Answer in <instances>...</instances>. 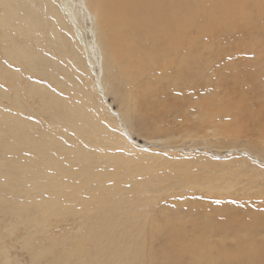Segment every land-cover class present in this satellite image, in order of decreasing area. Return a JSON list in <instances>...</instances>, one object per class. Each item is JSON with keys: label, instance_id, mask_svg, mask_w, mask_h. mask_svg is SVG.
<instances>
[{"label": "rangeland", "instance_id": "1", "mask_svg": "<svg viewBox=\"0 0 264 264\" xmlns=\"http://www.w3.org/2000/svg\"><path fill=\"white\" fill-rule=\"evenodd\" d=\"M72 1L75 4L74 26L61 27L62 31L53 42H49L52 38L46 31L53 28L51 19L40 23L38 30L35 28L34 35L42 33L38 39L35 37L42 47L13 35L12 42L17 48L31 43L25 48H29L26 55L31 60L23 67V58L13 57L12 61L17 64L11 61L6 65L7 69H15L8 71L9 77L3 69L6 68L5 47L11 43L0 40V72L2 70L7 78L0 79V264H112L95 255L97 249L105 246L108 250L115 249L110 250L111 253L117 249V257H125L116 262L118 264H172L169 259L161 262L158 249L164 238L153 236V224H167L171 234H179L185 241H191L196 222H205L212 215L221 213L220 216L226 217L230 214L236 220L264 218V88L250 94L237 108L220 106L227 103L226 90H214L204 83L173 88L161 85L158 95L137 101L126 99V94L140 89L145 83L144 78L124 81L120 72V76L115 75V80L104 68L103 77H100L103 100L98 89H94L93 74L84 52V46L94 39L92 33L96 32V26L85 21L78 2ZM56 2L60 6V0ZM42 7L46 8L44 4ZM262 21L260 24L258 21L257 24L248 23L245 29L236 33L226 32V35L221 33L211 38V63L205 69L209 70L206 76L209 80L216 82L217 78L219 84L220 78L221 86L231 89V66L239 59L237 64L242 73L237 79L246 87L251 86L246 84L244 76L264 67ZM190 34L195 37L194 31ZM96 42L103 52L105 44L99 43L97 37ZM61 43L63 46H58ZM238 46L244 50L226 52V49ZM45 49L47 52L42 54ZM70 58H76L72 64L66 62ZM47 66L52 67L51 71ZM31 85L42 89L31 88ZM34 92L40 97L45 94L56 98H66L74 93L70 98L72 104L85 102L109 117H102L104 131L108 130L113 138H120L123 143L112 144L98 136V142H104L100 145L106 154L104 160L92 167L99 185L86 177L68 176L62 166L33 163L44 153L39 142L47 136L56 138L60 133L69 148H64L56 157L69 159L70 169L75 172L82 166L70 153V148L81 147V138L78 135L70 141L71 137L63 127L51 125L50 114L44 112ZM121 95L126 99L127 109L120 104ZM125 111L133 112L130 115ZM21 124L31 131L34 147L25 149L21 146L23 142L16 133V126ZM121 124L129 131L132 142L120 131L118 125ZM35 173L39 175L38 186H34L31 179ZM48 175L57 183V188L52 191L45 185ZM101 194L115 196L112 204L115 213L108 219L110 223L117 220L107 227L109 233H105L106 230L105 237L98 238V248L88 240L77 244L90 226V216L100 218L98 212H102V206L94 198ZM261 222L259 229L262 232L258 229L254 237L256 243L264 241V221ZM208 243L211 254L220 250L228 252L234 246L231 236L226 239L216 235L209 238ZM80 246L85 253L80 252ZM153 251L156 255L151 257ZM218 263L224 264L221 260Z\"/></svg>", "mask_w": 264, "mask_h": 264}, {"label": "bare ground", "instance_id": "2", "mask_svg": "<svg viewBox=\"0 0 264 264\" xmlns=\"http://www.w3.org/2000/svg\"><path fill=\"white\" fill-rule=\"evenodd\" d=\"M76 1L78 2L77 6L83 14L85 21L90 25L95 24L96 26V32L92 33L94 39L84 46V52L93 74L92 83L94 84V89H98L102 99L104 98V88L101 84L100 77H103L104 68L110 72V75L113 76L114 79L115 75L120 76V72H122L121 74L122 77H124V81L133 82L140 77L144 78L145 83L142 84L140 89L133 90L134 92H128L126 94V99L130 100L138 99L142 101L143 99L144 101L147 96L155 97L154 95L159 94L157 90L161 85L167 84V87L173 88L182 86V84L187 87L188 85L194 86L204 83L214 90H226L224 91V95L227 103L225 101L224 103H226V105L220 104V106L224 108L234 106L237 108L239 105L244 104V101H246V98H248L250 94L256 93L255 91L264 88V80L260 79V77L264 78V67L259 71L256 70L253 71L252 74L244 76L246 84L251 86L246 87V85L241 84L237 79V75L242 73L239 68L240 65L237 64L239 59L233 62L231 66V89L228 86H221L220 78L219 84L217 78L216 82L215 80H209L206 77L209 70H205L211 63L210 54L212 47L211 44H209L211 38L222 35L221 33L225 34L227 32L228 34H232L237 30H243L248 23L257 24L256 21L259 22L262 16H264V0ZM43 4L46 7L45 9L43 8L44 6L42 7ZM73 5L75 4L72 0H60V6L56 0H0V40H3L2 43L4 41V43H11L6 47L4 46L5 51H7L4 53V66L6 67V65L12 61L13 57L23 58V67L26 66L27 61L31 60L26 55V50L29 48L25 49L27 45L31 43H25L21 48H17L12 42L13 35L27 38L29 41L35 42L32 43V45L37 44L39 47H42L38 44L40 42L37 40L42 33L35 35L34 33L37 32L40 23L51 19L52 21H50L52 23L49 22V24L51 23V27L53 28L49 27L50 29L48 28L46 31H48V36L52 38V41L49 40V42H53L58 38L59 32L62 31L61 27L64 29L68 24L74 26L75 15ZM19 7H22L21 10H19ZM260 22L258 24H260ZM262 22H264V20ZM262 26L261 29L264 34V26ZM35 28L37 30H35ZM192 31H194L195 37H190ZM251 33L255 32L252 31ZM35 37H37V39ZM96 37L99 43L105 44L103 52H101V48L96 42ZM240 40L243 41L242 39ZM216 42H214V44ZM249 42L250 44L253 43L251 42V38ZM256 43L259 44L258 41ZM261 43L259 45H262ZM218 44H220V42ZM244 44L243 42V45ZM252 45L254 46L255 44ZM58 46H63V43ZM241 46L236 48L233 47L234 49L231 48L230 50L226 49V52L231 53L233 50H244ZM46 50L47 49H45L42 54H45L47 52ZM263 55L261 54L260 57ZM35 59L36 58L33 60ZM75 59L70 58L66 60V62L72 64ZM1 61H3V59ZM12 62L17 64L15 61ZM51 68L52 67L49 68L50 71ZM3 71L7 73L9 77V72H14L15 69L13 67L7 69L6 67ZM4 72H2V70L0 72L1 80L7 79ZM216 72L217 71H215V74ZM211 73L213 74V72ZM205 77L207 79H205ZM164 79L168 82H163ZM215 85H217V87H215ZM35 87L42 89L40 86L31 85V88ZM119 91H121V89ZM175 91L177 92V89ZM181 92L180 90V93ZM62 93L67 92L62 90ZM37 94L38 92L36 95ZM41 96L42 97L38 96L39 102L44 107V112L49 113L52 118L49 123H51V125L63 127L65 133L71 137L70 141H74L78 135L81 138V147L70 148V153L82 163V166L75 172L70 169L69 159L62 160L56 157V155L60 156L62 154L64 148H69V146L63 142L60 133L56 138L54 136H47L39 142L38 146L44 149V153L36 157L33 163L46 167L62 166L65 168V172L68 176L77 175L83 178L86 177L89 180L92 179V183L95 182L96 185H99L100 181L94 178L92 167L100 160H104L106 154L102 152L103 147L100 145L104 142H98V136L116 145H122V140L117 137L113 138L111 135L112 133L108 130L106 132L104 131L102 117L105 114L103 115L102 112L92 108L85 102L78 105L72 104L70 98L74 96V93L69 94L66 98H56L53 95L45 94H41ZM209 97L211 98V95ZM126 99H124V97L121 98L122 103L120 104L124 109H127L125 105ZM145 102H147V100H145ZM139 108L137 107V109ZM53 109L58 110L56 112L52 111ZM141 109L144 108L142 107ZM132 112L125 111L126 114L130 113V115ZM106 117L107 119L109 118L108 116ZM118 126L124 136L132 142L127 128L122 126V124ZM16 133L18 139L20 137L19 140L23 142V144H21L23 148L29 149L35 146L31 139V131L24 125L21 124L20 126H16ZM124 143L128 145L126 141H124ZM25 168L28 170V167ZM47 173L49 174L48 171ZM38 178L39 175L36 173L31 176L34 186L39 185ZM45 185L49 191L57 188L56 181L49 175L45 178ZM92 185L96 186L94 184ZM57 192L61 194V191L58 189ZM104 192L108 193V190ZM94 200L101 203L102 212H98L100 218L98 216H90V226L84 236L77 241V244L82 241L86 243L85 241L88 240L87 242H93L95 247L98 248V238L105 237L103 235L109 233L107 227L110 224L114 225L117 220L114 219V221L110 223L108 219L111 218L109 215L111 216L112 213H115L112 207L115 196L108 194L104 196V194H101L96 196ZM126 214L129 216L130 212ZM220 214L221 213H219V215L210 216L205 222L197 221L194 228L195 235L191 237L193 238L191 241H185L179 234H171L167 224H153V236L155 238L158 236L164 238V243L161 245L160 249H158V252L161 254V262L169 259L173 262L172 264H208L209 262L216 264V262L221 260L224 264H264V243H261L264 241L262 240L260 243L254 241L256 232L258 233V231H261L259 225L263 223L261 221H264V218H259L257 221L251 220L249 217H246L244 220H236L234 219L235 217L233 218L230 214H226V217H222ZM253 219H255V217ZM106 230L107 232H105ZM216 235L225 237L226 239L228 236H231L234 240V246H232L231 250L228 252L220 250L212 253L214 257L210 252V245L208 242L209 238H213ZM109 242H112V240H109ZM79 250L85 253L81 246ZM110 250L105 246L103 249H97L95 255L98 254L103 261L108 259V262L112 264H118L116 262L119 260H125V257L121 259L119 257L120 255L118 257L116 256L117 249L116 252L112 253ZM111 251H115V249ZM155 255V251L150 253L151 257ZM149 261L152 260L149 259ZM164 264L169 263L165 262Z\"/></svg>", "mask_w": 264, "mask_h": 264}]
</instances>
